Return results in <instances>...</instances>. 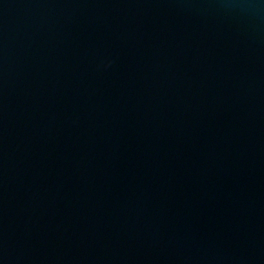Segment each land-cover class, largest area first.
Here are the masks:
<instances>
[{"label": "water", "instance_id": "water-1", "mask_svg": "<svg viewBox=\"0 0 264 264\" xmlns=\"http://www.w3.org/2000/svg\"><path fill=\"white\" fill-rule=\"evenodd\" d=\"M0 264H264V0H0Z\"/></svg>", "mask_w": 264, "mask_h": 264}]
</instances>
